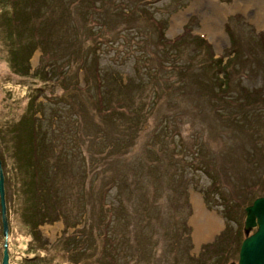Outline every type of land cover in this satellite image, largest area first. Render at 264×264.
<instances>
[{
  "label": "trees",
  "instance_id": "obj_1",
  "mask_svg": "<svg viewBox=\"0 0 264 264\" xmlns=\"http://www.w3.org/2000/svg\"><path fill=\"white\" fill-rule=\"evenodd\" d=\"M49 1L51 3L48 0H0V48L5 51L9 66L20 77L30 76L41 82L39 86L32 87L34 94H38L49 86L51 96L46 98L47 101L54 102L56 100L52 93L54 87L61 89L58 96L63 98L62 100L69 107V112L72 113L70 117L62 114L57 115L55 110L50 111V114L44 118L46 122L43 121L46 123V127H44L46 131H44L41 129L44 125L40 120L41 118L34 114L36 109L32 103L33 98H28L24 113L17 121L9 122L5 128L8 133V141H5L4 149L8 153L7 156L11 165L9 169L3 170L4 173L2 172L3 185L9 182V185L3 187L7 236L9 235V213L11 212L18 217L20 224L27 227V230L35 238L37 236L36 226L39 224L58 219L67 224L66 217L60 209L59 200L64 188L63 184L60 183L62 186H59L56 180L62 179L63 175L71 172L72 167L76 166V162H79L80 166L79 184L83 188V194L85 192L90 201L96 202L97 207L92 209L90 206L87 216L85 215L83 218V225L75 227L73 233L60 235L52 246L37 247L31 256L21 258V264H117L115 256L118 239L115 233L119 234V224H131V234L134 236L133 240H124L128 241L130 249L134 252L132 251L130 254L132 256L126 257L121 264H151L150 262L156 257L154 254L157 246H155L156 241L151 237L152 231L148 225L159 223L160 233L165 232L166 236L169 235V232L166 233V231H170V227L168 230L165 227L166 224L168 225L167 217L164 220L158 210L159 206L162 205L157 202L156 187L153 185L154 180L161 178L160 172L165 170L163 166L165 160L169 162L170 169L174 168L172 169L174 172L170 174V183L175 184L180 189L183 182L180 181V178L184 169L188 170L190 167V169L200 170L206 175L209 182L201 190L206 206L221 205L219 212L226 226L230 221H238L233 233L228 236L225 246L219 251L220 257H217L213 264L223 263V256L230 250V241L236 234V229L240 227L239 215L242 210L238 206H241L243 202L239 200V196L235 197L231 194L234 199L230 198L231 190L227 189L228 195L224 191L226 186L224 176L220 166L213 162L217 157V151L211 149L207 151L204 145H208V142L197 134L191 136L190 139L196 145L194 147L192 143L186 145L181 137L178 139L179 145L186 152V155L190 156L186 160L182 158L179 151H174L171 148L175 145L174 141H170L172 145L167 147L170 148L169 154H167L168 150L167 152L163 150L162 144L164 142L168 144L165 137L168 135L169 138L174 133L176 134V130L165 133L167 129L161 127L165 125L164 122L161 123L162 120L156 122L149 131L143 133L140 142L137 140L141 137L138 130H143L141 128V124L144 123L143 119L157 104L156 99L159 98L160 100V97L165 96L169 89H177L179 85L182 88L184 85L186 87V84L180 82L182 81L180 79L188 76L194 79V84L198 88L196 90H201L197 93L198 96H204L205 102L197 99V95L194 96V105L197 104V107H202V102L207 103V110L216 115L217 123L225 127L235 126L245 137H251L259 129L260 139L263 141L261 148L264 149V95L261 94L262 88L255 86L247 90L245 86L240 87L236 81L237 97L230 96V90L235 89L231 83L230 71L236 70V65L241 60L237 58V54L227 58L226 63H221L222 56L215 55L210 44L204 38L190 33L189 28L186 27L175 37L165 38L160 31L162 27L160 21L152 18L151 14L143 8L141 10L146 13V20L153 27L154 38L157 40L154 42L156 50L155 52L147 49H145L146 52H144L145 50H138L133 57L131 68L135 75H139V80L142 75H145L147 81L154 77L156 81L151 83L155 87V91L153 90L154 94H152L150 103L143 102V105L140 104L137 106L138 110H135L134 105L129 102L131 101L130 91L124 89L126 93L123 97L118 94L119 88L109 91L105 75L100 73L98 66L99 45L105 44L110 49H116V45H112V41L117 37L126 39L124 32L120 30L112 32L108 28L105 18L100 19L95 16L103 15L104 6L111 5L113 0H70L68 3H64L62 0ZM119 2L121 5L123 4V7L126 6V3L121 0L117 1L116 4ZM128 2L132 1L128 0ZM135 3L136 0L132 2L134 7H136ZM143 3L141 2V5ZM71 5H76L73 10L75 11L74 18L81 21L79 23L76 20L73 24L74 37L80 35L83 37L82 42L85 41L86 43L79 48L73 45L74 38L66 34V12L67 7L70 8ZM50 10H54L58 14L53 21L46 19ZM133 11V7H131L126 11L120 10L118 12L123 18L121 20L127 23L133 20ZM108 13L109 11L105 13V16ZM108 16L110 22L117 17L116 14L111 13ZM136 19L138 16H135L134 20ZM82 21L85 22L84 29L81 27ZM47 22L49 23L48 26H46ZM24 23L30 25L26 36L22 35ZM53 24L55 30L51 29ZM58 30L64 31L68 36L66 38L69 43L66 42L61 48L58 47L60 43L56 40L55 33ZM257 37L258 44L264 50L262 34ZM129 38L132 39L133 37L129 36L128 41ZM142 40V38L135 39V45L141 44ZM188 42L190 45L196 43L204 49L207 62L201 61L198 66L193 67L192 58H189L188 67L175 59L178 50ZM117 44L122 45L121 42ZM30 46L32 48L38 46L40 55L38 63L29 73V66L27 65L29 53L25 54V52ZM62 56L65 57L62 58ZM63 65L73 66V81L69 80L68 84H64L65 70L63 71ZM78 68H81L83 73L82 85H76L75 82L74 74ZM238 69L239 75L242 76L243 72L240 68ZM139 82L138 86L141 85ZM81 90L87 91L86 94L91 96L90 103H94L98 113L95 116L103 120L102 123L104 121L122 122L121 129L109 131V128L103 129L97 122H94V114L85 113L83 103L72 100L73 98L79 100ZM110 94H113L115 99L109 100L108 95ZM144 105L146 108L143 107ZM110 134H116V136ZM83 141H85V149L81 151ZM232 141H230L231 145L228 146L226 152L235 154L234 150L238 148L243 154L245 150L238 147L239 145L233 148ZM248 152L252 157L251 159L256 157L257 150L255 147ZM248 152L242 157L245 156L247 159ZM95 153L97 157H95ZM3 161L0 157L2 165H4ZM194 163L196 164L194 165ZM95 168H97L96 175L93 183H91L87 174L89 170ZM244 169L243 167L241 174ZM150 170H153V175L150 174ZM192 184L195 185V181H192ZM8 186L9 190H7ZM112 186L115 187V197L118 204V211L116 212L111 202L106 199L107 191ZM256 187L262 189L264 185L253 182L243 185L239 190L246 194ZM121 196L132 204L131 212L126 209V204L121 201ZM250 198L244 197L242 200L249 201ZM241 213L243 214V212ZM176 219H178L177 216L173 218L174 223H177ZM76 221L78 220L72 219V223ZM82 234L85 241L74 237ZM0 235H2L1 215ZM148 238V245H145L144 241L142 245L144 244L145 247H139L141 240ZM239 243L240 239L235 247L236 251ZM213 245L206 246L207 248L210 246L212 256L215 255L214 248H216ZM29 249L31 250L32 246ZM168 252L170 253V251ZM54 253H58L59 259L53 260ZM208 254L205 255L206 261L201 255L199 259L201 261L198 260L197 263L207 264L210 261Z\"/></svg>",
  "mask_w": 264,
  "mask_h": 264
},
{
  "label": "rangeland",
  "instance_id": "obj_2",
  "mask_svg": "<svg viewBox=\"0 0 264 264\" xmlns=\"http://www.w3.org/2000/svg\"><path fill=\"white\" fill-rule=\"evenodd\" d=\"M62 1L68 3L70 0ZM117 1L120 0H113L111 5H105L103 8V15L95 16L100 19L105 18L107 26L112 32H115L116 30L124 32L126 39L117 37V39L113 40L112 45H116V49H110L105 44L99 45L98 66L100 73L105 75V81L109 91L111 89L119 88L118 94L121 97L125 96L126 92L124 89L130 91V99L132 102L129 100L127 101L134 105L135 110H138L137 106H140V104L143 105V102L150 103L152 94H154L155 91V87L151 83L156 81L154 80L155 77L147 81L145 75H142L139 80V75H135L131 68L133 57L137 54L138 50L141 49V51H144L147 49L154 52L156 50L154 42L157 40L154 38L153 27L146 20V13H143L141 10L143 8L151 14L152 18L160 21L162 26L160 31L165 38L170 39L175 37L184 29V27H186L187 29L189 28L190 33L204 38L210 44L215 55L222 56L221 63H226L228 60L227 58L237 54V58H240L241 60L238 61L236 70L232 69L230 71L231 83L235 87V89L230 90V96L237 97L238 90L235 83L236 81L240 87L245 86L247 90L255 86H260L262 88L261 94L264 95V50L256 40L259 34H262L264 38V0H242L244 5L249 6L250 14H246L240 8H231L235 1L241 2V0H136V7L132 4L134 0H131L132 2L130 3L128 0H121L126 3V6L124 7L120 2L116 4ZM48 2L50 1L48 0ZM141 2H144L143 5H141ZM76 5H71L70 8L67 7L70 11L67 10L65 20L67 22L66 34L71 38H74L73 45L79 48L84 45L85 41L82 42L83 37L80 35L74 37L73 24L76 20L79 21V23L81 22L78 18H74L75 11L73 10ZM131 7H133L134 10V13L132 14L133 20L135 16H138V19L125 23V21L121 20L122 16L119 15L120 12L118 11H126V9ZM108 11V14H116L117 16L112 22H110L108 14L105 16V13ZM50 13L49 16H46V19L53 21L58 14L54 10H50ZM41 21L42 19L39 22V30L41 28ZM48 25L49 23L47 22L46 26ZM51 27L52 30H55L54 24ZM81 27L84 29L85 22L82 21ZM28 28H30V25L24 23L22 35L24 34V36H26ZM55 34L57 42L60 43L58 47L61 48L67 42V35L64 31L60 32V30ZM129 36L133 38H129L128 41L127 38ZM137 38L143 39L142 43L139 45H135V39ZM118 42H121L122 45H118ZM230 44L232 45L231 48ZM22 47L24 49V46ZM31 48L32 47L30 46L25 52V54L29 53L27 56L29 73L38 63L40 55L38 46ZM144 52H146V50ZM176 55L175 59L184 63L188 67L189 62L187 61L189 58H192L191 62L193 67L198 66L201 61L207 62L205 60L206 57L204 56V49L196 43L190 45L188 42L178 50ZM64 57L65 56H62V58ZM244 59L247 60L245 61ZM62 68L63 71L65 70L64 84H68L67 82L69 80L73 81V66L68 67L63 65ZM238 68L243 72V74H241L242 76L239 75ZM14 72L15 71L12 70L7 62L5 51L0 48V157L4 160V165L1 164L0 169L3 173V170L9 169L11 166L7 156L8 153L4 149L5 141L8 139V133L5 131V128H7L9 122L17 121L24 113L28 98H33L32 103L36 109L34 114L36 117H40L42 122H46V119L44 118H46L52 110H55L57 115L62 114L63 116H72V113L69 112L70 110L67 103L62 100L63 98H59L61 96H58L61 89L58 87L53 88L52 93L54 94L53 97L57 100H55L56 102L47 101L46 98L51 96L49 86L45 87L43 91L38 92V94H34L32 87L39 86L41 82L30 76L20 77L19 74H15ZM74 76L76 85H82L83 73L81 68L76 70ZM180 80H182L180 82L186 84V87L184 85L182 88L179 85L177 89H169L165 96L160 97V100L159 98L158 100L156 99L157 104L143 119L144 123L141 124L143 130H138L141 137L137 138V140L140 142L143 138V133L149 131L156 122L162 120L161 123L164 122L165 125L161 124V127L167 129L165 133L174 132V130H176V134L174 133L169 138L168 135L165 137V141H167L168 144H166V142L162 144L163 150L165 152L168 150L167 154L170 153V148L167 147L172 145L170 141H174L173 143L175 145H173L174 147L171 146V148L174 149V151H179L182 158L188 160L190 156L186 155V152L180 147L178 139L182 137L186 145H191L190 143H192V146L194 147L196 145L190 139L191 136H195V134L208 142V145H204V148L207 151H209V149L217 151V157H215L213 162L220 166L221 172L224 176V182L226 184L224 191L228 195L227 189L229 191L231 190V193L229 192L230 195L232 194L235 197L239 196V200L243 202L241 206H238V208L242 210L239 215L240 227L236 229V234L233 235V238L230 241V250H228L226 255L223 256L224 260L221 264L235 263L237 256L235 247L237 246L239 239L241 240L246 233L249 234L252 232L250 228L246 233L243 231V214L241 213L243 212V207L249 204L252 197L264 195V188L260 189V187L252 188V191L246 194L239 190L243 185L253 182L259 184L262 183L264 185V149L261 148V144H263V141L260 139L261 133H259L260 130L258 129L255 134L248 138L242 135L243 133L235 126L225 127L222 126V124L217 123L216 115L207 110V103L204 104L202 102V107H197V104L194 105V96L196 95L197 99L204 101V96L199 97L197 94L201 90H196L198 88H196L194 84V79L186 76ZM138 82L141 84L140 86H138ZM86 92L81 90L79 92V100L75 98L72 100L81 102V104L83 103L85 113L94 114V122H97L101 128H109V131H117L121 129L123 126L122 122L115 121L110 123L104 121V123H102L103 120L95 116L97 113L96 108L94 107V103H90L91 96L86 94ZM112 95L113 94L108 95L109 100L115 99L114 95ZM169 105L171 106L170 108L168 107ZM143 107L146 108L145 105ZM54 120L55 118L53 121ZM42 124L44 125H41L42 128H40L46 131L44 128L46 127V123L43 122ZM199 128L201 129L198 130ZM110 135L116 136V134ZM230 141L234 144L233 148L239 145L238 147H241V149L243 148L245 152L241 154L240 150L236 148L234 152L239 154H232V152H228V154L226 150L228 149V146L231 145ZM84 142L85 141L81 144V151L85 149ZM253 147L256 148L257 152L256 157L251 159L252 157L248 150L253 149ZM246 152L249 154L246 156L247 159H245V156L242 157ZM95 157H97L96 153ZM168 163L167 160L163 161L165 170L160 172L161 178L154 180L155 183L152 182L156 187L157 194H155L158 198L157 202L159 205H162L159 206L158 210L164 220L167 217L168 225L166 224L165 227L167 230L170 227V231H166V233L169 232V235L166 236L165 232L160 233L161 227L158 225L159 223L148 225V228L152 231L151 237L156 241L155 246H157L154 254L156 257L150 263L198 264L197 262L200 259V256L202 255L204 261H206L207 259L205 255L209 253L210 261L207 264H213L214 260L217 259V257H220L219 251L225 246L228 236L230 233H233L238 221H230L226 226L224 219L219 212L221 205L206 206L201 190L208 184L209 178H207V176L200 170H193L190 169V167L188 170L184 169V173L180 178V181H183L181 190L175 184L173 185L170 183V174L174 172L172 170L174 168L172 167V169H170ZM195 164L196 163H194V165ZM79 167V162H76V166L72 167L71 172L63 175L62 179L56 180L59 186H62L60 183L63 184L64 192L62 191L60 194L59 200L60 209L66 217L65 221L67 224L62 223L59 219L39 224L36 226L37 236L35 238L27 230V227L20 224L18 217L13 212L9 213V235L4 236L2 234L3 237L0 235V264L2 260L1 250H3V244L4 241L6 243L7 238V264H19V262L21 264V258L24 256H31L37 247L52 246L60 235L73 233L75 227L83 225V218L85 215L87 216L90 206L93 209L97 207V203L90 201L85 192L83 194V188L79 184L81 173ZM243 167L245 169L241 174ZM96 170L97 168L89 170L87 174L88 180H90L91 183H93ZM149 172L153 175V170H150ZM192 181H195V185L192 184ZM7 185H9V182L6 185L4 183V186ZM7 190H9V186L7 187ZM78 193L80 194L76 196ZM115 195V187L112 186L107 191L106 199L111 202V205L115 208L116 212L118 211V204ZM232 195L230 198H233ZM244 197H246V199L251 198L249 201L245 200V202L242 200ZM121 201L126 204V209L131 212L132 204H130L123 196H121ZM198 202L201 209L196 207L198 206ZM175 216L178 217V219H176L177 223L173 222ZM73 218L78 221L72 223ZM119 227V234L115 233L119 240H117V252L115 256L117 264H121L126 257H129L130 254H132L133 251L130 249L128 241L124 240L134 239V236L131 234V224H119ZM74 237L85 241L83 234ZM148 241L149 238L147 240L142 239L141 244L139 243V247L141 246L143 248L144 244L148 245ZM143 242L144 244L142 245ZM209 244H214L213 246H216V248H214L215 255L213 256L210 246L208 248L206 247ZM133 245L135 248L136 242ZM168 245L170 247H167ZM31 246L32 249L30 250L29 247ZM168 251H170V253ZM57 255L58 253H54L53 260L59 259Z\"/></svg>",
  "mask_w": 264,
  "mask_h": 264
},
{
  "label": "water",
  "instance_id": "obj_3",
  "mask_svg": "<svg viewBox=\"0 0 264 264\" xmlns=\"http://www.w3.org/2000/svg\"><path fill=\"white\" fill-rule=\"evenodd\" d=\"M2 176L0 169V215L2 234L6 236L7 223L4 216L5 204ZM249 228H253V230L247 234L246 232ZM243 231L246 234L240 240L235 264H264V195L254 197L249 204L243 207ZM6 250L7 245L4 241L1 264H7L8 256Z\"/></svg>",
  "mask_w": 264,
  "mask_h": 264
},
{
  "label": "bare ground",
  "instance_id": "obj_4",
  "mask_svg": "<svg viewBox=\"0 0 264 264\" xmlns=\"http://www.w3.org/2000/svg\"><path fill=\"white\" fill-rule=\"evenodd\" d=\"M231 8H240L241 10H243L246 14H250V9L248 5H244L242 0L241 2H237L235 1V3L233 4V7ZM196 206V205H195ZM198 209H201V206L199 205L198 202V206H196ZM196 211V210H195Z\"/></svg>",
  "mask_w": 264,
  "mask_h": 264
},
{
  "label": "flooded vegetation",
  "instance_id": "obj_5",
  "mask_svg": "<svg viewBox=\"0 0 264 264\" xmlns=\"http://www.w3.org/2000/svg\"><path fill=\"white\" fill-rule=\"evenodd\" d=\"M251 230H253V228L251 229ZM236 261V260H235ZM235 264V263H234Z\"/></svg>",
  "mask_w": 264,
  "mask_h": 264
}]
</instances>
